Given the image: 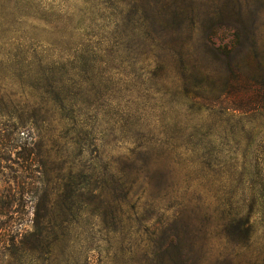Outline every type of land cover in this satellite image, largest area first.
<instances>
[{
  "label": "rangeland",
  "instance_id": "rangeland-1",
  "mask_svg": "<svg viewBox=\"0 0 264 264\" xmlns=\"http://www.w3.org/2000/svg\"><path fill=\"white\" fill-rule=\"evenodd\" d=\"M0 264H264V0H0Z\"/></svg>",
  "mask_w": 264,
  "mask_h": 264
},
{
  "label": "trees",
  "instance_id": "trees-1",
  "mask_svg": "<svg viewBox=\"0 0 264 264\" xmlns=\"http://www.w3.org/2000/svg\"><path fill=\"white\" fill-rule=\"evenodd\" d=\"M240 45H241L240 41L237 39V40H235V42L231 43V46L223 47V50L226 49L227 54L229 53V55H230V54H232V52L236 51V49H238L240 47Z\"/></svg>",
  "mask_w": 264,
  "mask_h": 264
}]
</instances>
